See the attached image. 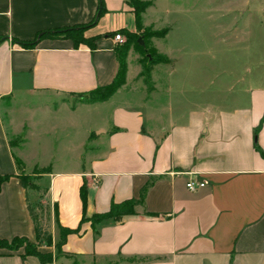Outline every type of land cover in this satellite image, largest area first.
I'll return each instance as SVG.
<instances>
[{"label":"crops","instance_id":"0c3cea01","mask_svg":"<svg viewBox=\"0 0 264 264\" xmlns=\"http://www.w3.org/2000/svg\"><path fill=\"white\" fill-rule=\"evenodd\" d=\"M99 5L0 0V174H9L0 183V237L26 236L53 254L42 262L32 253L22 258L23 245L0 246V264H264V155L255 145L264 152V86L244 89L233 105L181 103L171 78L163 87L132 83L131 45L125 82L105 100L80 101L79 92L110 82L118 70L120 30H136L127 0H103L83 31L96 36L94 47L63 34L31 47L14 38L90 22ZM38 111L67 120L76 134L55 135L45 159L28 165L22 145ZM85 112L95 116L87 129ZM20 133L12 145L9 134ZM13 154L26 173L49 166L34 182L48 207L51 243L37 241ZM190 179L205 184L189 189ZM126 198L141 200L134 213L92 225L93 213ZM58 223L74 230L56 255Z\"/></svg>","mask_w":264,"mask_h":264},{"label":"rangeland","instance_id":"374dc122","mask_svg":"<svg viewBox=\"0 0 264 264\" xmlns=\"http://www.w3.org/2000/svg\"><path fill=\"white\" fill-rule=\"evenodd\" d=\"M150 1L147 17L142 13L141 26L135 30L143 47L132 49V83L145 88L163 87L171 78L174 99L185 104L211 99L233 105L242 99L244 89L264 86V0ZM165 27L168 31L158 35ZM159 56L172 60L162 61ZM226 95L227 100L222 98ZM82 117L86 129L95 120L86 112ZM35 121L22 145L28 165L32 160L45 159L43 150L55 135L76 134L59 116L38 111ZM9 137L17 146L23 133ZM39 173L33 169L30 179L34 182ZM27 192L48 228L49 211L42 190L28 184Z\"/></svg>","mask_w":264,"mask_h":264},{"label":"trees","instance_id":"16d2710c","mask_svg":"<svg viewBox=\"0 0 264 264\" xmlns=\"http://www.w3.org/2000/svg\"><path fill=\"white\" fill-rule=\"evenodd\" d=\"M127 3L132 8V11L134 12L135 17V24L136 28H139L141 26V19H142V13L145 11L146 7H148L151 4L150 0H127ZM104 5L103 0H100V5L96 11L95 17L90 21L86 23L76 24V25H70V26H62L57 27L53 29H46L41 30L37 32L36 36L33 39L24 40L19 38H14L15 41L19 42L22 46L25 47H31L34 46L38 40L46 35H60L63 34L65 36L70 37L74 45L77 46L80 43H85L89 45L90 47H94V39L96 36H85L83 31L86 27H88L91 23H94L96 18L103 12ZM169 27L163 28L161 31H159L158 35H164L168 31ZM125 35V38L122 42V44H119L117 46L116 51L118 55V61H119V67L118 70L113 77V79L103 85L95 86L91 89L84 90L79 92V99L83 102H96V101H102L107 99L112 93H114L124 82H125V76H126V70H127V51L133 45L135 48H142V44L137 41V35L135 31L130 30H124L121 29ZM162 61H171L172 59L166 57V56H159ZM152 60H149V63H151ZM10 143L14 145V141L10 140ZM256 148L260 151L262 155H264L263 150L260 148V146L256 143ZM14 160L16 163V166L18 168L17 175L19 176L22 185L25 188L26 191V201H27V208L29 211V214L32 218V221L34 223V228L36 232V238L37 241H39L40 238H43L47 243H51V234L49 233V230L47 227L43 225L42 216L39 213L38 209L30 202L28 192H27V185L29 184L34 190H40V187L33 182L30 177L29 173L24 172L23 170V161L22 159L17 156L16 154H13ZM49 166L45 167H35V173L37 172H46L48 171ZM9 176V174H0V183L6 179ZM146 187V186H145ZM80 195L82 198L83 203L86 201V187L84 184L80 187ZM139 199L135 198H126L121 201H112L110 204V207L102 212H95L90 216V220L92 225L94 226L98 222L102 221H115L119 218H121L123 215L126 214H132L135 212V205L139 203ZM59 227V238L55 242L56 247V255L60 252L61 244L65 241L66 235L73 231L74 228L66 227L58 223ZM76 229V228H75ZM37 242H31L26 236H14L11 239H7L4 237H0V246L10 248V249H16L20 246H24V254L22 255V258L25 257V254L32 253L35 254L40 261L46 262L50 261L53 258V254L51 251H40L36 247Z\"/></svg>","mask_w":264,"mask_h":264},{"label":"built area","instance_id":"2783aa9c","mask_svg":"<svg viewBox=\"0 0 264 264\" xmlns=\"http://www.w3.org/2000/svg\"><path fill=\"white\" fill-rule=\"evenodd\" d=\"M114 38L118 41H122L123 40V37L121 35V33L119 31L115 32L114 33ZM205 184V181L204 180H201V181H195L193 179H190L186 182V186L189 188V189H195L197 186H201V185H204Z\"/></svg>","mask_w":264,"mask_h":264},{"label":"water","instance_id":"95a60500","mask_svg":"<svg viewBox=\"0 0 264 264\" xmlns=\"http://www.w3.org/2000/svg\"><path fill=\"white\" fill-rule=\"evenodd\" d=\"M138 41H139L141 44L143 43V41L141 40L140 37H138Z\"/></svg>","mask_w":264,"mask_h":264}]
</instances>
